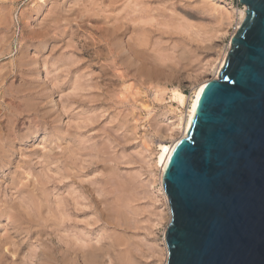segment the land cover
Instances as JSON below:
<instances>
[{
  "label": "rangeland",
  "instance_id": "1",
  "mask_svg": "<svg viewBox=\"0 0 264 264\" xmlns=\"http://www.w3.org/2000/svg\"><path fill=\"white\" fill-rule=\"evenodd\" d=\"M85 1L86 17L72 21L77 38L64 36L61 48L52 14L78 0H0V264H64L72 242L112 233L129 239L133 264H166L172 212L154 160L180 135L174 123L186 109L171 90L190 95L219 78L215 66L245 19L239 0ZM109 8L131 20L123 40L135 47L117 69L88 38Z\"/></svg>",
  "mask_w": 264,
  "mask_h": 264
},
{
  "label": "water",
  "instance_id": "2",
  "mask_svg": "<svg viewBox=\"0 0 264 264\" xmlns=\"http://www.w3.org/2000/svg\"><path fill=\"white\" fill-rule=\"evenodd\" d=\"M239 2L246 17L220 77L164 172L166 264H264V0Z\"/></svg>",
  "mask_w": 264,
  "mask_h": 264
},
{
  "label": "bare ground",
  "instance_id": "3",
  "mask_svg": "<svg viewBox=\"0 0 264 264\" xmlns=\"http://www.w3.org/2000/svg\"><path fill=\"white\" fill-rule=\"evenodd\" d=\"M100 2V0H89V2ZM116 1V2H115ZM128 1V0H126ZM209 1L210 3H212V1L215 0H206ZM219 1L220 3H224L227 6H233L231 5V2H229L228 0H216ZM215 1V2H216ZM101 3V2H100ZM117 3V0H112L111 1V5ZM107 4V3H106ZM214 4V3H213ZM68 5V4H67ZM86 1L85 0H78V2L76 3V6H73L70 9H60V7L58 9H56V11L53 12L52 16H53V29H54V33L53 36L51 37L53 42H54V46L58 47L60 46L61 48L64 46V36H70L73 40L77 38V31L72 30V21L76 20L77 17H81L83 18L85 16V12L87 10L86 8ZM152 5V4H151ZM206 5V4H205ZM209 4H207L208 7ZM90 6V5H89ZM100 6V5H98ZM104 6V5H103ZM115 6V5H114ZM123 6V5H122ZM130 5V2L128 4H126V8H128ZM41 7V6H40ZM102 7V6H101ZM133 7V5H132ZM210 7V5H209ZM213 6L210 7V10H212ZM215 7V6H214ZM213 7V8H214ZM62 8V7H61ZM106 8V7H105ZM108 8V7H107ZM106 8V9H107ZM112 8V7H111ZM41 9V8H40ZM102 8L98 9V12L101 11ZM104 9V7H103ZM105 9V12L108 13V11ZM110 9V8H109ZM108 9V10H109ZM117 9V8H116ZM120 9V8H119ZM216 9V8H215ZM226 9V8H225ZM24 10V9H23ZM35 10V9H34ZM38 10V8H37ZM36 10V12H38ZM92 10V9H91ZM90 10V11H91ZM136 10V9H135ZM246 10H247V6L243 4L242 8L239 9L238 13H239V23H241L243 21V19L246 17ZM94 11V10H93ZM139 11H144L143 8H140ZM147 11V10H146ZM168 11V10H167ZM48 12V11H47ZM112 12L114 13L115 11L112 9L109 10V14H101L102 15V19L101 21H97V22H101V25H97V26H93V27H89L90 28V37L88 38H92L95 39L96 42H94V44L96 43L98 48L101 47L102 50L103 48H106L107 50V55L108 58L111 60L112 65L114 66V68L117 69V65L119 64H124V62H129V60L132 58V53L135 50V47H133V44L131 42H128V44L124 43L123 40V36L124 34H127L128 31H130L132 29V26L129 22L130 19L128 18H122L119 16H113ZM130 12V11H128ZM135 13V12H134ZM137 13V12H136ZM174 13V12H173ZM38 14V13H36ZM87 14H89L87 12ZM125 13H123L124 15ZM144 14V13H143ZM158 14V13H157ZM156 14V15H157ZM97 15V14H96ZM100 15V17H101ZM126 15V14H125ZM124 15V16H125ZM3 16V15H2ZM140 16V15H139ZM86 17V16H85ZM128 17V16H127ZM132 18V17H131ZM24 20V19H23ZM91 20V19H90ZM47 21V19H46ZM131 21V20H130ZM219 21V19H218ZM3 22V21H2ZM133 22V21H132ZM152 22V21H151ZM156 22V21H155ZM142 23V22H141ZM140 23V24H141ZM49 24V23H48ZM78 24V23H77ZM143 24V23H142ZM8 25V24H7ZM87 26V25H86ZM66 27H69V29L66 30ZM79 27V26H78ZM85 27V26H83ZM144 27V26H142ZM82 28V27H81ZM140 28V27H139ZM86 29V28H85ZM134 29V28H133ZM46 30V29H44ZM196 30V29H195ZM3 31V30H2ZM48 31V30H47ZM203 31V30H202ZM134 32V31H133ZM145 32V31H144ZM52 33V32H51ZM50 33V34H51ZM79 33V32H78ZM95 33L97 34V37L95 35ZM140 33V32H139ZM86 34V33H85ZM129 34V33H128ZM127 34V35H128ZM47 33L45 34V38H46ZM83 35V34H82ZM130 35V34H129ZM143 35V34H142ZM139 36V35H138ZM39 37V35H38ZM42 37V34H41ZM40 37V38H41ZM48 39L50 38V35L48 36ZM69 37V38H70ZM137 37V36H135ZM44 38V39H45ZM86 38V36H85ZM81 39V38H80ZM125 39V38H124ZM78 40V39H77ZM90 40V39H89ZM40 41H42L40 39ZM47 41V38L46 40ZM49 41V40H48ZM84 41V40H83ZM87 41V40H86ZM92 41V40H91ZM90 41V42H91ZM144 41V40H143ZM52 42V41H51ZM93 42V41H92ZM91 42V43H92ZM208 42V41H207ZM64 43V44H63ZM81 43V42H80ZM87 43V42H86ZM141 43V42H140ZM43 44H46L43 42ZM70 44V43H68ZM85 44V43H84ZM93 44V43H92ZM93 44V45H94ZM72 46V44H71ZM82 46V45H81ZM135 46V45H134ZM137 46V45H136ZM54 47V48H55ZM75 47V45L73 46V48ZM85 47H80L81 49H74V52L77 51L79 52V50H81V54H87L89 52L88 49ZM89 47V44H88ZM96 47V46H95ZM139 47V45H138ZM215 47V46H214ZM65 48V47H64ZM90 48V47H89ZM60 50V49H59ZM58 50V51H59ZM63 50V49H62ZM96 50V49H95ZM22 51V50H21ZM97 51V50H96ZM100 51V50H99ZM98 51V53H99ZM104 51V50H103ZM91 52V51H90ZM21 53V52H20ZM169 53V52H168ZM64 54V53H63ZM94 54V53H93ZM153 54V53H152ZM91 55V54H90ZM226 55L224 53V56L222 57V59L218 62V64L215 66L216 69V76L218 77L224 64L226 61ZM168 56V55H167ZM90 60V59H89ZM132 60L135 61V59L133 58ZM132 62V61H131ZM130 62V63H131ZM158 62V61H157ZM27 64V63H26ZM100 64V63H99ZM21 65V64H20ZM90 65V64H89ZM109 65V64H108ZM30 66V65H29ZM91 66V65H90ZM87 67V66H86ZM181 67V66H179ZM113 68V69H114ZM135 68V67H134ZM140 68V67H139ZM119 70V68H118ZM146 70V69H145ZM114 71V70H113ZM155 71V70H154ZM124 72V71H123ZM122 72V74H123ZM152 72V71H151ZM125 73V72H124ZM150 73V72H149ZM2 74V73H1ZM159 74V73H158ZM166 74V73H165ZM125 75V74H124ZM154 75V74H153ZM167 75V74H166ZM5 76V75H4ZM87 76V75H86ZM151 76V75H150ZM121 78V77H120ZM159 78V77H158ZM157 79V78H156ZM160 79V78H159ZM209 80H202L200 81L193 89L192 93L190 95H187L186 93L180 91L177 88H174L171 90V98L173 100H176L181 106L185 107L186 109L182 112H180L179 114V122L174 123V128H180V135L177 137H174L170 143H160L158 145V150L156 153V159L154 160V165L155 167H159L160 168V182L164 191V197H165V206L168 209V211L171 213V207H170V202H169V197L167 192L165 191V187H164V172L165 169L167 167V164L169 162L170 156L175 148V146L177 145L178 141L187 136L189 134L190 128L192 126L193 123V118L196 114V109H197V105L200 99V96L206 86V84L208 83ZM11 82V81H10ZM99 82V81H97ZM152 82V81H151ZM13 83V82H12ZM122 83V82H121ZM140 83V82H139ZM11 84V83H10ZM98 84V83H97ZM129 84V83H128ZM99 85V84H98ZM126 85V84H125ZM106 86V85H105ZM121 86V85H120ZM152 87V86H151ZM34 89V88H33ZM142 89V88H141ZM156 90V89H155ZM164 90V89H163ZM109 92V91H108ZM142 93V92H141ZM6 94V93H5ZM155 94V93H154ZM134 96V95H133ZM125 98V97H124ZM133 99V98H132ZM26 100V99H25ZM134 100V99H133ZM34 102V101H33ZM116 102V101H115ZM148 107V106H147ZM12 108V107H11ZM44 109V108H43ZM120 109V108H119ZM85 112V111H84ZM128 116V115H127ZM94 117V116H93ZM138 121V120H137ZM10 125V124H9ZM36 125V124H35ZM170 128V127H169ZM12 130V129H11ZM170 132V130H169ZM1 135V134H0ZM29 136V135H28ZM31 137V136H30ZM8 139V138H7ZM106 139V138H105ZM4 141V140H3ZM9 140H7L6 142H8ZM30 141V140H29ZM5 142V141H4ZM3 142V143H4ZM9 143V142H8ZM2 144V142H1ZM7 144V143H6ZM3 144V145H6ZM2 145V146H3ZM138 145V144H137ZM107 147V146H106ZM4 148V146H3ZM1 149V147H0ZM53 150V149H52ZM51 150V151H52ZM3 152V151H2ZM107 152V151H106ZM118 152V151H117ZM9 153V152H8ZM2 154V153H1ZM5 154V153H3ZM6 155V154H5ZM5 155H3L5 157ZM8 155V154H7ZM6 155V156H7ZM46 155V154H45ZM10 157V156H9ZM6 161V160H4ZM8 161V160H7ZM5 163V162H4ZM16 163V162H15ZM5 165V164H4ZM3 165V166H4ZM19 165V164H18ZM113 167V166H112ZM117 172V171H116ZM46 174V173H45ZM126 177V176H125ZM13 179V177H12ZM14 181V180H13ZM142 183V182H141ZM113 185V184H112ZM125 185V184H124ZM124 188V187H123ZM38 195V194H37ZM100 199V198H99ZM117 200V199H116ZM162 200V199H160ZM118 202V201H117ZM101 204V203H100ZM138 205V204H137ZM103 208V207H102ZM118 208V207H117ZM112 209V208H111ZM103 210V209H102ZM63 216V215H62ZM119 216V215H118ZM41 222V221H40ZM112 222V221H111ZM31 223V222H29ZM53 224V223H52ZM28 226V225H27ZM20 227V226H19ZM29 227V226H28ZM18 229V228H17ZM28 229V228H27ZM167 232V231H166ZM166 232L164 233V241H165V250L167 252L168 255V246H167V241H166ZM111 238V240L109 241H105L103 242V239L101 238V240L99 239L98 243H92V242H87V241H82L80 243L78 242H72L69 247H66L64 249V264H133L134 263V258L131 254V250L129 249V247H123L127 245V241L129 240L125 234H117V233H112L110 236H108V238ZM3 239V238H2ZM8 244V243H7ZM121 248H118V247ZM3 250V249H2ZM116 252V253H114ZM4 257V256H3ZM168 257V256H167ZM108 262V263H107ZM11 264V263H10Z\"/></svg>",
  "mask_w": 264,
  "mask_h": 264
}]
</instances>
